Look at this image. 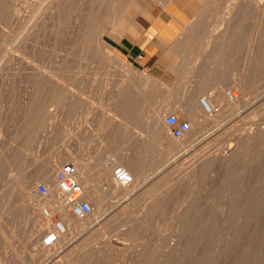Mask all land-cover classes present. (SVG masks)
<instances>
[{"label": "rangeland", "instance_id": "obj_1", "mask_svg": "<svg viewBox=\"0 0 264 264\" xmlns=\"http://www.w3.org/2000/svg\"><path fill=\"white\" fill-rule=\"evenodd\" d=\"M165 1L30 0L31 6L18 7L21 15L19 12L14 15L7 2L0 1V264H264V133H261L264 128V15L241 6L240 0H206L207 7L203 6V0H179V6L189 13L190 25H197L194 39L197 53L186 61L193 64V72L198 76L187 78L193 80L192 90L184 84L190 81L185 77L184 81L175 66L192 38V29H185L175 44L153 53V70L147 74L159 79L162 85L152 90L150 101L144 102L141 95L149 89L148 84L139 85L135 81L136 76L144 75L143 70L117 49L123 38L129 36L120 34V23L124 19L126 26L130 24L138 34L143 33L152 15ZM238 1L240 3L234 4ZM33 6L39 7L38 14L34 13ZM113 14L118 19L117 32L107 28L111 19H116ZM62 25H65L63 29ZM100 34H104L102 41L109 44L115 56L123 58L125 66L132 71L121 67L116 58L104 57L97 39ZM217 34H223L226 40L222 38L216 43ZM174 54L179 58L177 64L173 63L177 57H171ZM211 68L213 74H224L226 83L213 79ZM204 69L210 71L212 88L208 93L233 90L232 86L237 84L228 82L243 76L242 80L246 79L250 85L249 90L243 92L245 88L239 85L235 90L242 97L248 92L246 99L250 102L246 101L240 114L222 123L219 120V125L207 126L204 139H198L199 136L193 139L189 133L184 139L176 140L186 145L185 154L168 157L170 144L174 142L156 135L148 137L149 108L176 101L179 105L166 111L165 116L175 113L179 119L183 118L182 113L186 115V112L182 111L180 103L199 86L200 71ZM254 132L258 133L256 137L245 143L244 136ZM138 134L142 139L136 136ZM238 139L242 141L241 151L236 153V159L229 158L230 164L222 154L226 153V145H234ZM109 143L113 151L118 150L117 155L123 157L124 161L117 160V167L130 158L132 164L145 170L150 183H155L142 197L125 204L128 208H124L122 214L112 208L120 199L108 197L106 190L98 187L91 170L86 171L92 168L90 156H95L100 149L105 150ZM110 151H105L106 155H111ZM69 157L93 179L97 191L100 190L98 194L103 199L104 209L93 206L95 216L87 222V229L68 236L64 246L62 242L54 248H45L41 246L45 233L35 226L36 220L25 215L22 195L13 189L14 179L23 172L35 177V192L39 195L36 185L46 182L37 177L38 169L51 159L63 164L71 162ZM162 160L176 165L162 166ZM205 161L206 168L197 174L192 171V177L191 170ZM47 207L44 204L42 209ZM103 211L107 219L100 215ZM32 220L36 224L32 225ZM80 243L84 248L78 247ZM75 247L80 252L67 257L69 250Z\"/></svg>", "mask_w": 264, "mask_h": 264}, {"label": "bare ground", "instance_id": "obj_2", "mask_svg": "<svg viewBox=\"0 0 264 264\" xmlns=\"http://www.w3.org/2000/svg\"><path fill=\"white\" fill-rule=\"evenodd\" d=\"M1 1V0H0ZM3 1V0H2ZM4 1H6L7 2V4H8V7H10V10L14 13V15H16L18 12H19V9L20 8H18L19 6L20 7H28V6H31L32 4H31V2H30V0H4ZM45 1V0H44ZM55 1V0H54ZM62 1V0H61ZM120 1V0H119ZM132 1H134V0H132ZM39 2V1H38ZM52 2V1H51ZM58 2V1H57ZM103 2V1H102ZM127 2V1H126ZM214 2V1H213ZM240 2H241V6L243 5V7H246V8H253V10H256L257 11V13L258 14H263L264 15V0H240ZM239 1L238 2H234V4L236 3H240ZM54 3V2H53ZM63 3V2H62ZM65 3V2H64ZM124 3H125V1H124ZM123 3V4H124ZM128 3V2H127ZM132 3V2H131ZM209 3V2H208ZM4 4H6V3H4ZM6 4V5H7ZM44 4V3H43ZM136 4V3H135ZM135 4L133 5V6H135ZM170 4V0H166L165 1V5H169ZM230 4V3H229ZM234 4H232L233 6H235ZM47 5V4H46ZM64 5V4H63ZM208 5V4H207ZM225 5H227V4H225ZM231 5V4H230ZM3 6H5V5H3ZM48 6V5H47ZM50 6V5H49ZM111 6V5H110ZM109 6V7H110ZM120 6V5H119ZM132 6V5H131ZM137 6H139V4L137 5ZM209 6V5H208ZM44 7V6H43ZM54 7H55V3H54ZM53 7V8H54ZM125 7H127V6H125ZM136 7V6H135ZM207 7V6H206ZM230 7V6H229ZM7 8V7H6ZM49 8V7H48ZM51 9H52V7H50ZM119 8V7H118ZM120 8H121V6H120ZM122 8H123V6H122ZM134 8V7H133ZM138 8V7H137ZM137 8H135L136 10H137ZM35 12V14L37 13V12H39V7L37 6V7H34L33 6V8H32ZM46 9V8H45ZM57 9V8H56ZM139 9H140V6H139ZM138 9V10H139ZM229 9V8H228ZM234 9V8H233ZM22 10V9H21ZM54 10V9H53ZM116 10V9H115ZM123 10V9H122ZM125 10H127V9H125ZM5 11V10H4ZM24 11V10H23ZM27 11V10H26ZM47 11V10H46ZM62 11H63V9H62ZM99 11V10H98ZM230 11V10H229ZM244 11V10H243ZM246 11V10H245ZM10 12V11H9ZM43 12V11H42ZM64 12V11H63ZM105 12V11H104ZM20 13V12H19ZM33 13V14H34ZM59 13V12H58ZM102 13V12H101ZM107 13V12H106ZM110 13V12H109ZM204 13V12H203ZM225 13V12H224ZM248 13V12H247ZM255 13V12H254ZM256 13V14H257ZM3 14H5L4 12H3ZM27 14V13H26ZM38 14V13H37ZM118 14V13H117ZM202 14V13H201ZM229 14V13H228ZM234 14V13H233ZM257 14V15H258ZM13 15V16H14ZM20 15H21V13H20ZM22 15H23V13H22ZM95 15V14H94ZM98 15V14H97ZM100 15V14H99ZM119 15V14H118ZM262 15V16H263ZM1 16V15H0ZM11 16V15H10ZM29 16V15H28ZM106 16V15H105ZM109 16V15H108ZM111 16V15H110ZM113 16H114V14H113ZM122 16V15H121ZM259 16V15H258ZM15 17V16H14ZM22 17V16H21ZM60 17H62V16H60ZM89 17V16H88ZM115 17V16H114ZM117 17V16H116ZM115 17V18H116ZM119 17H120V15H119ZM118 17V18H119ZM203 17V16H202ZM224 17V16H223ZM20 18V17H19ZM37 18V17H36ZM65 18V17H64ZM219 18V17H218ZM12 19V18H11ZM21 19V18H20ZM67 19V18H66ZM65 19V20H66ZM202 19V18H201ZM221 19V18H220ZM236 19V18H235ZM7 20V19H6ZM22 20V19H21ZM25 21H28V20H26V19H24ZM23 20V21H24ZM104 20H106V18L104 19ZM112 20V22H109L110 24L107 26V28L108 29H112V30H114V31H116L117 32V18L116 19H111ZM110 20V21H111ZM36 21H38V20H36ZM60 21H61V18H60ZM92 21V20H91ZM94 21V20H93ZM99 21V20H98ZM121 21V20H120ZM197 21V20H196ZM195 21V22H196ZM33 22V21H32ZM45 22V21H44ZM52 22V21H51ZM101 22V21H100ZM103 22V21H102ZM195 22H194V24H195ZM21 23H23V22H21ZM26 23V22H25ZM63 23V22H62ZM67 23V22H66ZM88 23V22H87ZM93 23V22H92ZM99 23V22H98ZM105 23V22H104ZM201 23V22H200ZM27 24V23H26ZM35 24H36V22H35ZM191 23H189L188 25L189 26H191L190 25ZM220 24V23H219ZM57 25V24H56ZM94 25H96V24H94ZM100 24H98V26H99ZM187 25V26H188ZM203 25V24H202ZM213 25H215V24H213ZM232 25V24H231ZM238 25V24H237ZM25 26V25H24ZM24 26H21V27H24ZM65 26V25H64ZM63 25H62V29H63V27H64ZM82 26V25H81ZM120 26H121V28L122 29H124L125 28V26H126V23H125V21H124V19L122 20V23H120ZM188 26V27H189ZM197 25H195V26H191L190 28H186L187 30L189 29V31H190V29H192V35H190V36H192V38H191V40L190 41H188V45H186V46H188V48L185 50V51H183V52H185L184 54L182 53V55H180V57H181V61L178 63V60L177 59H179L175 54L174 55H172L171 57L174 59L175 57H177V58H175L174 59V62L173 63H175V64H177V65H175L178 69H179V71L181 72V74H180V72L178 73V74H180L181 76H183L182 78H183V80H184V77L186 78V81L187 80H189V79H187L188 77H190V78H193L194 76H196L197 74H195L194 72H193V70H195L194 68L192 69V67H193V64L192 63H190L189 61H186V59H187V57H189V59H190V57H191V55H193L194 54V56L196 55V49H195V47H196V41L194 40L197 36H196V27ZM96 27V26H95ZM104 27V26H103ZM102 27V28H103ZM199 27V26H198ZM216 27V26H215ZM56 28V27H55ZM31 29V28H30ZM29 29V30H30ZM87 29V28H86ZM91 29V28H90ZM97 29V28H96ZM34 30V29H33ZM104 30V29H103ZM102 30V31H103ZM23 31V30H22ZM27 31V30H26ZM106 31H107V29H106ZM23 32H25V31H23ZM57 32V31H56ZM83 32V31H82ZM85 32V31H84ZM104 32V31H103ZM115 32V33H116ZM220 32V31H219ZM20 33V32H19ZM90 33V32H89ZM78 34V33H77ZM82 34V33H81ZM102 34V33H101ZM99 35L98 37H97V39H98V42H99V45H101L102 46V48H103V55L105 54V58L106 59H108V60H110V59H112L113 57L114 58H116V62H118V64H120V66L121 67H126L125 69L127 70V71H132L131 70V68L129 67V66H125V61L123 60V58H121L120 56H118V55H116L115 56V54L113 53V51H114V49L109 45V44H106L105 42H103L102 41V39H101V36H103V35ZM199 34H200V32H199ZM204 34V33H203ZM212 34V33H211ZM224 34H227L228 35V33H224ZM32 35V34H31ZM33 35H34V33H33ZM85 35V34H84ZM97 35V34H96ZM95 35V36H96ZM223 35V34H222ZM221 34L218 36V34L216 35V36H218L219 38H216L215 39V42L216 43H219V41L223 38V40H226V39H224V37L222 36ZM204 36H205V34H204ZM232 36V35H231ZM230 36V37H231ZM233 36H234V34H233ZM10 37V36H9ZM13 37V39L14 40H16L17 38L15 37V36H12ZM11 37V38H12ZM15 37V38H14ZM82 37V36H81ZM210 37V36H209ZM226 37V36H225ZM22 38V37H21ZM24 38V37H23ZM75 38V37H74ZM85 38V37H84ZM96 38V37H95ZM236 38V37H235ZM13 39H11L10 41H12ZM26 39V38H25ZM78 39V38H77ZM208 39V38H207ZM210 39V38H209ZM237 39V38H236ZM18 40V39H17ZM29 40V39H28ZM80 40V39H79ZM214 40V39H213ZM222 40V41H223ZM95 41H96V39H95ZM13 42V41H12ZM22 42V41H21ZM77 42V41H76ZM91 42V41H90ZM93 42V41H92ZM204 42V41H203ZM214 42V43H215ZM221 42V41H220ZM226 42V41H225ZM19 43V42H18ZM78 43V42H77ZM202 43V42H201ZM237 43L238 42H236L235 44L237 45ZM252 43V42H251ZM12 44V43H11ZM88 44H89V42H88ZM93 44V43H92ZM207 44H208V42H207ZM231 44H233V43H231ZM1 45V44H0ZM22 45V44H21ZM85 45V44H84ZM199 45V44H198ZM204 45V44H203ZM208 45H210V41H209V44ZM224 45V44H223ZM91 46V45H90ZM98 46V45H97ZM100 46V47H101ZM206 47H207V45H205ZM4 47V45L2 46V48ZM87 47H88V45H87ZM95 47H96V45H95ZM199 48H201V46H198ZM197 47V48H198ZM204 47V46H203ZM251 47V46H250ZM222 48V47H221ZM230 48V47H229ZM252 48V47H251ZM86 49V48H85ZM90 49V48H89ZM88 49V50H89ZM216 49H218V46H217V48ZM224 49V48H223ZM231 49V48H230ZM256 49V48H255ZM4 50V52L3 53H6L5 51V49H3ZM93 50H94V48H93ZM96 50V49H95ZM102 50V49H101ZM200 50V49H199ZM201 50H203L202 48H201ZM219 50V49H218ZM233 50V49H232ZM8 51V50H7ZM97 51H98V48H97ZM217 51V50H216ZM215 51V52H216ZM220 51V50H219ZM228 51V50H227ZM256 51V50H255ZM254 51V52H255ZM94 52V51H93ZM215 52H214V54H215ZM223 52H225L224 50H223ZM2 53V54H3ZM9 53V52H8ZM92 53V52H91ZM95 54H96V52H94ZM101 53V54H102ZM174 53V52H173ZM201 53V52H200ZM216 53H218V51L216 52ZM220 53V52H219ZM256 53V52H255ZM254 53V54H255ZM258 53V52H257ZM67 54H69V53H67ZM89 54V53H88ZM93 54V53H92ZM199 54V53H198ZM232 54H233V52H232ZM3 55H5V54H3ZM96 55H98V54H96ZM221 55V54H220ZM229 55H231V54H229ZM14 56V55H13ZM67 56H69V55H67ZM101 56V55H100ZM216 56H217V54H216ZM219 56V55H218ZM217 56V57H218ZM225 56V55H224ZM236 56V55H235ZM97 57V56H96ZM95 57V58H96ZM103 57V58H104ZM198 57V56H197ZM215 57V56H214ZM254 57H255V55H254ZM1 58V57H0ZM58 58V57H57ZM94 58V57H93ZM192 58H193V56H192ZM196 58V57H195ZM208 58V57H207ZM222 58V57H221ZM226 58H228V57H226ZM233 58V57H232ZM264 58V57H263ZM184 59V60H183ZM211 59V58H210ZM223 59H225V58H223ZM230 59V58H229ZM252 60H253V58H251ZM104 60V59H103ZM188 60V59H187ZM205 60V59H204ZM218 60V59H217ZM231 60V59H230ZM248 60V59H247ZM6 61V60H5ZM58 61V60H57ZM99 61V60H98ZM173 60L171 59V62H172ZM215 61V60H214ZM227 61V60H226ZM234 61V60H233ZM251 61V60H250ZM249 61V62H250ZM26 62V61H25ZM66 62V61H65ZM110 62V61H109ZM229 62V61H228ZM231 62V61H230ZM247 62V61H246ZM60 63V62H59ZM209 63V62H208ZM224 63V62H223ZM251 63V62H250ZM101 64V63H100ZM107 64V63H106ZM217 64V63H216ZM111 65V64H110ZM174 65V64H173ZM213 65V64H212ZM220 65H222V63L220 64ZM220 65H218V66H220ZM31 66V65H30ZM54 66V65H53ZM65 66H67V64L65 65ZM174 66V67H175ZM213 66H216L215 64L213 65ZM230 66V65H229ZM35 67V66H34ZM68 67V66H67ZM101 67V66H100ZM129 67V68H128ZM175 67V68H176ZM224 67V66H223ZM27 68V67H26ZM110 68V67H109ZM176 68V69H177ZM215 68V67H214ZM220 68V67H219ZM58 69H61V68H58ZM57 69V70H58ZM212 69V68H211ZM247 69V68H246ZM253 69V68H252ZM262 69H264V68H262ZM29 70V69H28ZM53 70V69H52ZM126 70H124V71H126ZM227 70V69H226ZM249 70V69H248ZM250 70H251V68H250ZM254 70V69H253ZM218 71V70H217ZM228 71V70H227ZM257 71V70H256ZM40 72V71H39ZM48 72V71H47ZM54 72H55V69H54ZM122 72V71H121ZM211 72H212V74L214 73L213 72V69L211 70ZM224 72V71H223ZM250 72V71H249ZM35 73H37V72H35ZM65 73V72H64ZM63 73V74H64ZM123 73V72H122ZM215 73H217V72H215ZM225 73V72H224ZM254 73H255V71H254ZM33 74V73H32ZM41 74V73H40ZM62 74V75H63ZM135 74V73H134ZM183 74V75H182ZM195 74V75H194ZM211 74V73H210ZM251 74V73H250ZM188 75H190V76H188ZM235 75V74H234ZM242 75V74H241ZM245 75V74H244ZM37 76V75H36ZM45 76V75H44ZM136 76V75H135ZM181 76H179V77H181ZM198 76V75H197ZM211 77L213 76V79H217L218 80V78L219 79H221L220 81H218V82H221L222 80H224V78H226V76L224 77V74H221V73H219V74H213V75H210ZM48 77H49V75H48ZM54 77V76H53ZM203 77V76H202ZM201 77V78H202ZM239 77V76H238ZM247 77V76H246ZM44 78V77H43ZM136 78L137 79H135V81L139 84V85H142V84H148V87H149V89H147L146 90V92L145 93H143L142 95H141V97L143 96V98H144V102L146 101V102H148V101H150L151 99H152V90H154V89H156V88H158L160 85H162V83H161V81L159 80V79H157V78H155V77H153V76H148V75H138V77L136 76ZM204 78H206V77H204ZM207 78H209L210 79V77H207ZM228 78V77H227ZM242 79H243V76L241 77ZM248 78V77H247ZM40 79V78H39ZM242 79H240V78H237V80L236 81H234V79L232 80V81H230V82H228L229 83V85H233L234 83L235 84H237V85H235L234 87L232 86V88H234L235 89V87L237 86L238 87V85L239 86H241V87H243V88H245V89H243V92H245L246 91V89L247 90H249V87H250V85L249 84H247L245 81H246V79H245V77H244V79H245V81L244 80H242ZM251 79H254L253 77L251 78ZM54 80V79H53ZM52 80V81H53ZM59 80V79H58ZM185 81V80H184ZM190 81V83L188 82H186V83H184L185 85H186V87H187V85H189V87L191 86V89H192V87L194 86H192V83L193 82H191V81H193V80H189ZM203 81V80H202ZM226 80H224V82H225ZM247 81H248V79H247ZM42 82V81H41ZM214 82V81H213ZM217 82V81H216ZM215 82V83H216ZM223 82V81H222ZM251 82H253V80H251ZM255 82V81H254ZM253 82V83H254ZM58 83V82H57ZM122 83V82H121ZM226 83V82H225ZM249 83V82H248ZM253 83H252V86H253ZM194 84V83H193ZM251 84V83H250ZM46 85V84H45ZM61 85V84H60ZM134 85V84H133ZM224 85H226V84H224ZM249 85V86H248ZM42 86V85H41ZM50 86V85H49ZM55 86V85H54ZM138 86V85H137ZM147 86V85H146ZM198 86V85H197ZM209 86H211V85H209ZM60 87H62L63 88V85L62 86H60ZM119 87H121V86H119ZM135 87V86H134ZM147 87V88H148ZM184 87V86H183ZM188 87V88H189ZM223 87V86H222ZM255 87V86H254ZM43 88H44V86H43ZM50 88H52V87H50ZM146 88V87H145ZM177 88V87H176ZM252 88V87H251ZM56 89V88H55ZM64 89V88H63ZM137 89H138V87H137ZM160 89V88H159ZM204 89V93H202L200 90H203ZM203 89H200V86L199 87H197L196 88V90H194V93H191V95H189L187 98H183L184 100L180 103V104H182V106H183V109L185 110V112H186V115H188V117L191 119V122H190V125L192 124V126H191V130H190V136H191V138H193L194 139V137L195 136H199V138L198 139H201V138H205L204 136L208 133L207 132V130H205L206 128H207V126H215V124H218L219 125V123H218V121L220 120V122L221 121H224V120H228L230 117H233V116H236L237 114H240V110H241V108L242 107H244V105H245V103H246V101H249L250 102V100H247L246 99V97L247 96H249V94H248V92H246L247 93V96H241L240 94L238 95L236 92H234V95L236 96L234 99H231L230 97H229V95H228V90H216V92H215V94H211V93H205L207 90H209V88L207 89V88H203ZM205 89H207L206 91H205ZM224 89H226V88H224ZM242 89V88H241ZM181 90V89H180ZM187 90V89H186ZM193 90V89H192ZM245 90V91H244ZM253 89H250V92L252 91ZM40 91V90H39ZM123 91V90H122ZM240 91V90H239ZM37 91H35V93H36ZM144 92V91H143ZM214 92H212V93H214ZM242 92V93H243ZM255 92H256V90H255ZM41 93V92H40ZM131 93V92H130ZM155 93V92H154ZM252 93H253V91H252ZM42 94V93H41ZM43 94H44V92H43ZM52 94V93H51ZM185 94H187V93H185ZM243 94H245V93H243ZM255 95H256V93H255ZM253 96V95H252ZM257 96V95H256ZM34 97V96H33ZM40 97V96H39ZM140 97V98H141ZM206 98V101H207V105H204L202 102H201V98ZM258 97V96H257ZM249 99H250V97H248ZM253 98V97H252ZM142 99V98H141ZM56 100V99H55ZM142 101H143V99H142ZM59 102V101H58ZM131 102V101H130ZM179 102V101H178ZM63 103V102H62ZM66 103V102H65ZM124 103V102H123ZM168 104L169 105H174V104H177L176 106H178L179 104L176 102V101H171V100H169V102H168ZM169 107V106H168ZM167 106H164V105H158V106H152V107H150L149 108V111L150 112H148V117H147V119H148V121L146 122V125H147V130L149 129V136L148 137H151V135H156V136H159L161 139H164V138H168L169 140H170V142H174V143H171L170 144V148H169V153H167V156L168 155H175V154H181V157H183L184 155L183 154H185V149H186V145L184 144V143H182L183 141H176V139H174V137L171 135V132H170V130L167 128L168 126L165 124V119H164V116H165V112L166 111H168L169 109H167L168 108ZM126 108V107H125ZM175 108V107H174ZM176 109V108H175ZM127 110V109H126ZM173 110V109H172ZM242 112V111H241ZM188 113V114H187ZM50 114V113H49ZM38 115V114H37ZM119 116V115H118ZM122 117V116H121ZM31 122V121H30ZM33 122H34V120H33ZM136 122V121H135ZM138 122H140V121H138ZM124 123V122H123ZM129 123V122H128ZM222 123V122H221ZM225 123V122H224ZM31 125V124H30ZM140 125H141V123H140ZM143 125V124H142ZM125 126V125H124ZM128 126L129 125H127V128H128ZM134 126V125H133ZM145 126V125H144ZM263 126V125H262ZM219 127V126H218ZM213 128V127H212ZM215 128H217V127H215ZM129 129V128H128ZM137 129H138V127H137ZM141 129V128H140ZM210 129H211V127H210ZM261 129V128H260ZM263 130H261V133H264V128H262ZM127 130V129H126ZM127 131H129V130H127ZM137 131V130H136ZM206 131V132H205ZM258 131V130H257ZM142 133H144V131L142 132ZM260 133V132H259ZM258 133H256V132H254V133H249L247 136H244V140H245V143H246V141H248V140H250V139H254L255 137H256V135H257ZM141 135V134H140ZM136 136H138V138L139 139H142L141 138V136H139V134L138 135H136ZM143 136V135H142ZM263 136H264V134H263ZM196 137V138H197ZM245 137H246V139H245ZM259 137V136H258ZM138 138H136V139H138ZM243 139V138H242ZM263 139V138H262ZM149 140H151V139H149ZM149 140H148V142H149ZM196 140V139H195ZM243 140V141H244ZM261 140V139H260ZM111 141V140H110ZM137 141V140H136ZM185 141V140H184ZM252 141V140H251ZM192 142V141H191ZM216 142V141H215ZM194 143V142H193ZM217 143V142H216ZM237 143V144H236ZM236 143L233 145V144H228V145H226L227 147L225 148V150H226V153L225 154H222V157L225 159V158H227V159H229V158H234L235 156H236V153L240 150L241 151V149H240V144L242 145V141L241 140H236ZM256 143V142H255ZM106 144V143H105ZM108 144V143H107ZM192 144V143H191ZM212 144V143H211ZM248 144V143H247ZM100 145V144H99ZM111 143H109V146L107 145V146H105V150H102V149H100V148H98V149H100L99 150V152L98 153H96L95 154V156H90L91 158H92V164H91V169L88 167L87 168V170L86 171H88V173H89V171L91 170V172L93 173V175H95V181H97L96 183L97 184H99L98 185V187L100 186L101 187V189H104V190H106V192L108 193V197H110L111 196V198H119L120 199V202H119V204L117 205V201H116V203L113 205V207L112 208H114V209H116V211H118V212H120L121 213V211L125 208H128L127 207V205H129L128 204V202L129 201H131V200H133L134 198H138V197H142L143 196V193H145V191L146 190H148L150 187H152V185L153 184H155V183H150L151 182V180H149V177H146V175H148V174H145V170H141V168L139 169L138 167H137V165H135V164H132V162H131V160H130V158H129V160H125V162H123L122 164H120V165H122V167H124V168H126L132 175H133V177H134V180H135V182H134V184H132L131 186H129V187H123V186H120V185H118L116 182H115V178H114V170L117 168V160L118 159H122L123 160V157H122V155H117V154H119V153H117L118 152V150L117 151H113L114 150V147L112 148L111 146ZM216 145V144H215ZM244 145V144H243ZM103 146V147H104ZM114 146V145H113ZM211 146V145H210ZM246 146V145H245ZM207 147H209V145L207 146ZM242 147H244V146H242ZM112 151H110L111 152V155H106V152L105 151H108L109 149ZM115 148L117 149L118 148V146L116 147L115 146ZM120 148H121V146H120ZM223 148V149H224ZM245 148V147H244ZM107 149V150H106ZM119 149V148H118ZM243 149V148H242ZM189 151V150H188ZM243 151V150H242ZM119 152H121V151H119ZM209 153V152H208ZM244 153V152H243ZM125 155V154H124ZM218 155V154H217ZM209 156V155H208ZM131 157V156H130ZM169 157V156H168ZM214 157V156H213ZM213 157H209V159H214ZM215 157H218L219 158V156H215ZM70 159H71V157H69ZM166 158V157H165ZM171 158V157H170ZM220 158H221V155H220ZM237 157H235V159H236ZM244 158V157H243ZM124 159H125V157H124ZM167 159H169V158H167ZM172 159V158H171ZM170 159V160H171ZM174 159V158H173ZM178 159V158H177ZM184 159V158H183ZM183 159H179V160H183ZM207 159V158H206ZM207 160V161H210V160ZM224 159H221V160H224ZM246 159V158H245ZM122 160H120V161H122ZM201 160V159H200ZM215 160V159H214ZM218 160V159H217ZM216 160V161H217ZM230 160V164H231V159H229ZM49 161V160H48ZM65 161V160H64ZM70 161V160H69ZM68 161V162H69ZM72 159H71V163H72ZM124 161V160H123ZM219 161V160H218ZM243 161H245V160H243ZM47 161H45V164L44 165H42L39 169H38V172H37V177L39 178V179H42L44 182H46V184H47V186H48V188H49V190H50V196L48 197V198H41V199H39V195H37V193L35 192V182H36V180L34 179L35 177H29V175L27 176V172L25 173V174H23L22 173V175H19V176H17L15 179H14V184H13V189L14 190H17V191H19L20 192V195H22V198H21V200H23V201H21L22 203H23V205L22 206H24V208H23V210H24V212H25V215L27 216V218H29V219H33L34 221L36 220V222H37V224L32 220V225H33V222L36 224L35 226L37 227V228H39V230H40V232H42V233H46V231H48V230H50L51 228H53V225H54V221L52 220V219H45L44 217H43V214H42V207L44 206V204L45 205H47L48 207H49V209L52 211V213L53 214H55V215H58L59 216V219L65 224V226L67 227V230H68V233L65 235V236H62L61 237V239H60V241H59V243L57 244L58 246L59 245H61V243L63 242V246L65 245V243H64V241L68 238V236H71L74 232H79L80 231V233L82 232V231H84V230H86L87 229V222L93 217V216H95V214L94 215H92V216H90L89 218H87V219H85V220H78V219H76L72 214H71V212L69 211V209H66V208H64L63 206H62V204H61V201H60V199H59V197L57 196V192H56V175H55V172L58 170V169H60L61 167H62V165H63V163L64 162H61V163H59V160L58 159H51V161H49V162H47ZM140 162V161H139ZM164 162V163H163ZM177 162V161H176ZM180 162V161H179ZM182 162V161H181ZM212 162V161H211ZM221 162V161H220ZM66 163V162H65ZM197 163V162H196ZM205 163H207L206 161L205 162H202L201 163V165L200 166H198L197 168H194V169H192L191 170V175H192V173H194L195 172V174H197V172H201L202 170H204V168H206V166L205 165H207V164H205ZM217 163V162H216ZM229 163V162H228ZM233 163V162H232ZM237 163V162H236ZM43 164V163H42ZM75 166H76V168H77V170H78V179H79V182H80V184H81V186L83 187V189H84V198L86 199V200H88L89 202H91L92 203V205L94 206V207H97L98 209H104V203H103V199H102V197H101V195H99L98 194V191H100L99 189H98V191H97V189H96V185L95 184H93V182H92V180H91V178H90V176L86 173V172H84V170H82L80 167H79V164H77V163H73ZM177 164H180V163H178L177 162ZM182 164V163H181ZM209 164V163H208ZM215 164V163H214ZM223 164V163H222ZM227 164V163H226ZM164 165H166V167L167 166H169V165H172L171 167H173V166H175L176 164L174 163V165L173 164H171V162L170 161H167V160H162V166H164ZM185 165H187V164H185ZM216 165V164H215ZM214 165V166H215ZM224 165V164H223ZM236 165V164H235ZM181 166V165H180ZM180 166H179V168H180ZM228 166V165H227ZM82 167V166H81ZM86 167H87V165H86ZM86 167H84L83 169H85ZM170 167V166H169ZM168 167V168H169ZM209 167H210V165H209ZM161 168V167H160ZM193 168V167H192ZM89 169V170H88ZM190 169V168H189ZM188 169V170H189ZM210 169V168H209ZM25 171V170H24ZM34 171V170H33ZM172 171V170H171ZM174 171V170H173ZM192 171H194V172H192ZM32 172V171H31ZM164 172H166V171H164ZM169 173H172V172H170V171H168ZM167 172V173H168ZM180 172V171H179ZM178 172V173H179ZM91 173V174H92ZM147 173V172H146ZM151 173V172H150ZM28 174H29V172H28ZM36 174V173H35ZM34 174V175H35ZM31 175V174H30ZM32 176V175H31ZM192 177H193V175H192ZM195 177V176H194ZM170 178V177H169ZM187 178V177H186ZM164 179H165V176H164ZM176 179V178H175ZM195 179V178H194ZM169 180V179H168ZM198 180H199V178H198ZM202 180H203V177H202ZM195 181H196V179H195ZM171 182V181H170ZM37 183V182H36ZM158 182H156V184H157ZM164 184V183H163ZM169 184V183H168ZM160 185V184H159ZM11 187V186H10ZM163 189V188H162ZM147 192V191H146ZM158 192V191H157ZM165 192V191H164ZM153 193H154V190H153ZM166 193V192H165ZM146 194V193H145ZM148 194V193H147ZM152 194V193H151ZM156 194V193H155ZM38 197V198H37ZM107 197V198H108ZM140 199V198H139ZM140 201H141V199H140ZM143 202V201H142ZM125 204H127L126 206H125ZM144 204V203H143ZM43 205V206H42ZM148 206V205H147ZM130 207V206H129ZM151 207V206H150ZM96 209V208H95ZM124 209V210H125ZM22 210V211H23ZM124 210H123V212H124ZM98 211V210H97ZM145 211V210H144ZM122 214V213H121ZM123 214H125V213H123ZM100 215L101 216H104V218L106 217V219H107V214L103 211V213H100ZM109 215V214H108ZM96 216H97V214H96ZM99 216V215H98ZM98 218V217H97ZM110 218V217H109ZM108 218V219H109ZM28 219V220H29ZM27 220V219H26ZM93 220H94V218H93ZM97 220V219H96ZM103 220L104 219H102V222H103ZM111 220V219H110ZM113 220V222H114V219H112ZM31 221V220H30ZM91 221V220H90ZM105 221V220H104ZM139 221V220H138ZM109 222V221H108ZM106 224V223H105ZM109 225V224H108ZM91 227V226H90ZM92 230V229H91ZM96 230V229H95ZM91 232V231H90ZM103 232V231H102ZM130 232V231H129ZM86 234H88L87 232H85ZM75 235H77V233L75 234ZM75 235H73V237L75 236ZM92 235V234H91ZM132 236H133V234H132ZM77 237V236H76ZM71 239L70 240H72V237H70ZM80 238V237H79ZM69 240V239H68ZM70 240H69V242H70ZM81 240V239H80ZM90 240V239H89ZM67 242L68 241H66V244H67ZM74 242H76V241H74ZM90 242H92V240L90 241ZM83 244H81L80 243V245L78 246V247H81ZM83 248H84V246H82ZM77 253V252H80L79 251V249H77V247H75V248H73V249H71V250H69V253L67 254V255H69V256H67V257H70V254L72 255V253ZM66 256V255H65Z\"/></svg>", "mask_w": 264, "mask_h": 264}, {"label": "built area", "instance_id": "obj_3", "mask_svg": "<svg viewBox=\"0 0 264 264\" xmlns=\"http://www.w3.org/2000/svg\"><path fill=\"white\" fill-rule=\"evenodd\" d=\"M235 89L229 90L228 95L231 99L236 96ZM239 95V94H238ZM201 102L207 105L206 98H201ZM165 124L170 129L171 135L176 140L184 139L191 130V125L188 120H181L175 113H168L165 116ZM115 182L123 187H129L134 184L133 175L124 167L118 166L114 170ZM36 191L42 198L50 196V190L45 183H38ZM56 192L61 204L64 208L69 209L71 214L78 220H85L93 215L94 208L91 202L84 198V189L78 179V170L76 166L67 162L56 173ZM42 214L45 219L54 221L53 228L46 231L41 240V246L45 248H54L60 241L62 236L68 233L65 224L57 218V215L47 208L42 209Z\"/></svg>", "mask_w": 264, "mask_h": 264}, {"label": "crops", "instance_id": "obj_4", "mask_svg": "<svg viewBox=\"0 0 264 264\" xmlns=\"http://www.w3.org/2000/svg\"><path fill=\"white\" fill-rule=\"evenodd\" d=\"M203 2V6L206 7L208 1L203 0ZM178 3L179 0H170L169 5L159 7L158 12L154 13L150 18V23L144 28L143 33L138 34L136 30H133L130 24L125 26L124 29H120V34L125 33L129 34V36L123 38L121 44L117 47L118 51L126 56L130 63L143 70L145 75L150 76L147 72L153 70V53H156V50L175 44L177 39L189 26V13L187 10L182 9ZM118 27L120 26L118 25ZM115 38H117V36ZM209 72H206V69H204L203 72L200 71V89L212 88L211 86H208L211 82L210 79L207 78L209 77ZM207 89H205V91ZM200 91L204 93V89ZM208 92L209 91L207 90L205 93ZM168 102L169 101L164 105L167 107L169 106L167 109L176 108L175 104L169 105ZM181 109L184 111L183 108ZM182 117L181 120H187L185 113H182Z\"/></svg>", "mask_w": 264, "mask_h": 264}]
</instances>
